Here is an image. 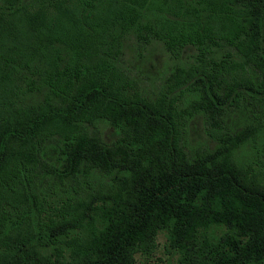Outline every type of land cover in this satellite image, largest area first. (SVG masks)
Instances as JSON below:
<instances>
[{"label":"trees","instance_id":"16d2710c","mask_svg":"<svg viewBox=\"0 0 264 264\" xmlns=\"http://www.w3.org/2000/svg\"><path fill=\"white\" fill-rule=\"evenodd\" d=\"M128 38L181 59L156 94ZM160 231L176 264H264V0H0V264H136Z\"/></svg>","mask_w":264,"mask_h":264},{"label":"rangeland","instance_id":"374dc122","mask_svg":"<svg viewBox=\"0 0 264 264\" xmlns=\"http://www.w3.org/2000/svg\"><path fill=\"white\" fill-rule=\"evenodd\" d=\"M124 59L131 69L132 76L138 86L152 95L162 87L172 66L180 62V58L172 57L161 42L151 41L141 45L134 38H128L125 46ZM180 100L181 107L191 99L183 93ZM181 101L183 103H181ZM231 128H236L246 122V114L237 110L228 115ZM183 143L190 153L196 149H209L216 145V139L208 132V123L201 113L183 117ZM101 137L106 142H111L118 137V131L106 119L96 122ZM178 254L167 243L166 234L160 231L156 238L154 251L148 255L136 253V264H176Z\"/></svg>","mask_w":264,"mask_h":264}]
</instances>
